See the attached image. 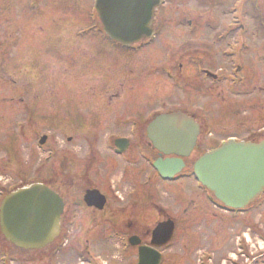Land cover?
<instances>
[{
	"label": "rangeland",
	"instance_id": "1",
	"mask_svg": "<svg viewBox=\"0 0 264 264\" xmlns=\"http://www.w3.org/2000/svg\"><path fill=\"white\" fill-rule=\"evenodd\" d=\"M92 1L0 0V184L4 183L7 190L18 187L20 181L24 185L16 162H7L1 145L6 142V134H18V112L26 110L27 123L22 132L25 139L21 141L22 148L20 144L17 146L34 156L32 159L30 157L26 185L40 181L53 189H59L65 195L66 202L81 203L79 210H76V224L82 226L85 219H92L89 228L93 230L82 236V244L65 233L64 239L69 237L60 252L62 254L52 257L50 253L55 244L46 247L45 251L33 253L14 248L0 234V264H77V258L85 254V249V259L92 264H135V250L124 251L115 241L116 220L124 215L112 221L111 229L110 225L101 224L103 219L100 215H89L84 210L82 196L85 190L93 187L108 196L112 206L129 207L134 201L136 215L142 214L140 223L132 229L137 234L151 232L158 220L157 209L164 210L175 221L174 239L164 249L163 264H200V259H205L206 264H220V260L228 254L229 257L237 255L240 258L239 253H243L245 248L238 252L236 244L237 237L242 238L243 235L244 239L250 238L246 245L256 258L255 264H264V224L263 227L250 225L245 229L235 227L236 235L233 238L234 226L221 222L223 213L214 208L209 196L203 194L191 171L193 162L207 148H215L214 144L230 136L243 138L247 117L250 115L256 120L255 111H246L248 98L241 90L238 93L230 91L229 87L238 88L239 85L231 87L226 81L216 82L211 87L210 82H204L198 88L194 81H188L183 86V92L176 89L179 87H174L163 74L165 68L176 71L177 64L184 62L183 57L204 70L225 74L233 62L230 66L232 73L234 64L241 63L250 73H262L261 85L264 86V35L255 25V22L260 25V14L264 12L261 3L264 6V0H163L164 4L156 12L157 40L137 56L124 50L116 51L107 43L104 45L100 42L102 38H95L93 32L79 35L80 31L95 26L92 7V16L88 13ZM198 15L201 16V22L195 21ZM191 16L195 21L193 35L189 34L190 29L185 24ZM188 23H193V20ZM230 25H234L236 30L228 35ZM241 25L245 31L240 30ZM238 30L240 32H236ZM9 32L12 34L9 44L16 41L14 38L19 35L23 37L25 34L26 40L22 44L15 43L18 49L12 48L10 54L6 55L4 50L2 52V46ZM50 35L55 36L57 41L53 38V41L50 39L43 43L44 36L49 38ZM31 36L36 39L33 46L27 45L31 42ZM54 44L58 45L59 74H69L65 77L58 75V86L64 78L68 79L66 86L72 88V95L76 94L72 98L74 101L65 103L64 97L52 93L51 87L36 85L38 90L28 87L26 94H22L20 105L17 101L9 106L3 105L1 101L4 97L19 93V76H32L26 66L29 63L25 60L27 52H35L34 63H39L36 57L42 54L36 55L44 53L45 48ZM166 53L171 55L170 63L165 61ZM71 61L73 69L69 66ZM193 64V69L189 70L195 72L198 68ZM147 65L156 68L148 75L159 80L160 86L157 88L154 79L145 77L143 86L132 90L137 85L133 82L137 77L130 73L135 74ZM13 79L16 82H12ZM119 83L123 86L120 87ZM66 90L59 87L58 94L62 95L60 93ZM118 91H121L122 98L126 97L125 102L122 99L117 103L112 101V95ZM19 94L16 96L18 101ZM254 95L250 103L258 101L256 99L264 100V94L256 98ZM130 96L132 102L126 101ZM87 100L89 110L84 111L87 103L83 101ZM102 105L105 107V117L99 112ZM78 106L80 109L76 110ZM250 108L256 107L250 105ZM171 111H185L195 116L202 122L205 131L183 173L185 177L174 181H163L156 177L149 168L153 158H144L149 157L144 135L140 139V135L128 134L134 140L133 147L125 156H115L114 141L123 137L126 129L131 127L132 120L129 119L137 118L134 120L148 124V116ZM77 116L88 121L90 129L87 133L77 132L75 137L73 131H67V128L77 124ZM116 119L120 120L118 124L122 126L121 131H118ZM31 126L37 127L41 134L47 136L46 146H38L39 138L31 135ZM68 137H72L71 141ZM16 153L19 154L18 151ZM35 165V168L40 169L37 177L30 176ZM62 165L65 167L62 168ZM112 212L118 216L120 211L114 209ZM202 213L205 215L200 220ZM251 216L252 222L256 223L259 216ZM203 220H206L205 224H201ZM121 245L124 246V243ZM251 262L250 259L248 263Z\"/></svg>",
	"mask_w": 264,
	"mask_h": 264
},
{
	"label": "water",
	"instance_id": "2",
	"mask_svg": "<svg viewBox=\"0 0 264 264\" xmlns=\"http://www.w3.org/2000/svg\"><path fill=\"white\" fill-rule=\"evenodd\" d=\"M161 0H97L95 9L103 30L112 40L129 46L152 35L156 9ZM199 127L193 119L176 113L158 116L147 127V138L160 155H175L179 159L157 160L159 175L171 180L183 168L180 158L192 153ZM43 138L40 144H44ZM117 153L128 148L126 140L115 142ZM198 181L225 206L240 209L251 202L264 187V143L247 145L231 142L220 150L204 155L194 165ZM89 207L102 209L104 199L97 191H87L84 197ZM63 203L44 185L34 184L4 198L0 206V229L5 239L23 250H39L54 241L59 234ZM169 222L159 225L151 242L153 247L167 244L172 237ZM140 244L137 238L131 246ZM138 264H159L160 254L151 247H139Z\"/></svg>",
	"mask_w": 264,
	"mask_h": 264
},
{
	"label": "flooded vegetation",
	"instance_id": "3",
	"mask_svg": "<svg viewBox=\"0 0 264 264\" xmlns=\"http://www.w3.org/2000/svg\"><path fill=\"white\" fill-rule=\"evenodd\" d=\"M52 1L53 0H51V2ZM261 7H262V9L264 11L263 3L261 5ZM191 18H194V17L191 16ZM195 18L196 19L198 18L197 20H195L196 22L197 21L201 22L200 21L201 20V16L198 15ZM259 23H260V25L255 22V25L257 24L258 29H260L261 33L264 35V12H262L260 14ZM232 31H233V29H230L228 31V33H229L228 35H230V33ZM90 33H91L90 30L86 29L85 31H80L79 35L83 36V35H88ZM194 33L195 32H192L190 34L193 35ZM8 35H9V37H7L8 39L5 38L6 42L3 43V46H2V52L4 50L3 53L6 54V55H9L10 52L14 48H15V50L18 49V44H22V42L24 40H26V35L25 34L23 35V37H22V35L21 36L19 35L17 38H14V39H17L16 41L12 42V44H9V39L12 38V34L9 32ZM43 35H44V33H43ZM93 35H95V38L101 37L102 39L100 40V42L103 43L104 45L107 43V44L111 45V47L113 46L114 50H116V51L120 50V52H122L124 50L127 53H129L131 55H135V56H137L139 53H141V51L146 50L148 47H150L152 45L151 43L148 46H144L143 44H140V45H137V46H134V47H130V48H123L122 46H119V45H117V44H115V43H113L111 41L108 42L107 37L105 36L103 31L100 30V28H99L98 31H93ZM45 37L46 36H44V42L43 43H47L50 39L53 41V38H55L56 41H57V38L55 36L51 37V35H50L49 38H45ZM35 40H36L35 37L31 36V42H28L27 45H30V46L35 45ZM155 40H156V38H155ZM155 40L153 42H155ZM263 41H264V36H263ZM15 43H18V44L16 45ZM57 48H58V45L54 44L53 46H48L47 48H45V52L44 53L37 54L36 56H39V55L42 54L41 56H39V58L36 57V59L39 61V63H34V59H33L34 54L33 53H35V52H27V54L25 56V60H26V62H29V63H26V66L29 67V75H32L33 77L32 76L29 77L28 75L21 74L19 76V78H18V81L20 82V85L18 86V92L20 94L17 93V94H19V101L17 100V97H16L17 94H15V95H13V97H4L2 99V101H1L3 103V105H8L9 106L10 104H13V103L15 104V101H17V104L20 105L21 102L23 101V99L21 98L22 94H26L28 87H31V88L35 89L36 85L40 86L41 88H43V87L44 88L51 87L52 88V93L55 92L58 96H63L64 99H65V103L67 101H71V102L74 101L72 98H73V96L76 97V94L72 95L71 93H74V91L72 90V88H69L68 86H66V83H67L68 79L64 78L62 80V84L60 86H58V83H57V81H59L58 80L59 79L58 75L59 76L61 75V76H64V77L69 75V74H67L65 72H63V73L60 72V74H59V67H57V65H58V58H57V50L58 49ZM33 49L34 48L32 47V50ZM98 51H100V49H98ZM21 56H22V54H21ZM183 60H184V62L177 64V70L176 71L171 70V68H165L163 70L164 77L167 80H169L174 87H179V88H176V89L182 90L183 92H184L183 86L188 81H190V82L194 81L195 85L198 86V88H200L202 83L210 82V80H211L212 82H214V83H212V82L209 83L210 86L212 87L216 82H217L216 84H219L220 82H226L225 81L226 77H231V79H233L235 81V84L231 83V82H226V83L230 84L231 87H235L237 85H239V87L238 88H230L229 87L230 91L232 93L233 92L238 93L240 90L243 92L244 96L246 98H248V103H247L248 108H247L246 111H255V119H256V120H253V118H250V115H248V117L246 116L247 120L245 122V129H244V134L245 135H244V137L240 138V139H234V138H231V139H234L237 142H244V143H247V144H260L261 142H264V100L262 101L261 99H256L258 101L252 102V103H250V101H249V100H251V97L254 94H255L254 95L255 98L264 94V86L261 85L262 76H263L262 73H259V72L258 73H250V72H248V70H245L244 67L241 64H238V65L235 66V69H234L233 73L230 71V66H231L230 65L229 68L227 69V74L218 73L217 71H215V72H211V74H212V76H211V75H208L207 73H205L207 70H203L202 68H199V70H195V72L194 71H190L189 70L190 68L193 69L192 64H190V62L185 60L184 57H183ZM167 63H170V62H167ZM70 64H71V65H69L70 68L73 69L72 61L70 62ZM155 69L156 68H154L153 66L147 65V66H144L143 68L139 69V71H137L135 74H133V72H132V74L130 73L131 76H136L137 77V79L133 81L137 85H134L131 89L135 90L136 87L143 86V82L145 80V77H147V78L150 77V78L154 79L155 82H156V86L158 88L160 86L159 85L160 81L156 80V78H154V76L148 75V72H154ZM26 71H25V73H26ZM208 72H210V71H208ZM192 75L194 76L193 79L191 78ZM12 82H16V80L13 79ZM119 86L122 87L123 84L119 83ZM59 87L63 88L64 90H66V89L67 90L62 92V93H60L62 95H59L58 94ZM64 87H66V88H64ZM36 89L38 90L37 87H36ZM120 92L117 93V94L112 95V98H113L112 101H114L115 103L121 101V99H122V101L125 102V98L126 97L122 98V94H120ZM135 96L137 97L138 95H135ZM83 97L89 98V96H83ZM80 98H82V96ZM132 100H133V98H132V96H130L126 101L132 102ZM83 102L87 103L85 105V107H84V111L89 110L88 109V107L90 106L89 101L87 100V101H83ZM76 103H78V102H76ZM110 105H111V103H110ZM250 105H252V107H256V108L251 109ZM78 107L76 108V110L80 109V107L79 108ZM99 112L102 114V116L105 117L106 111H105V107L103 105L101 107H99ZM27 113L28 112L26 110L18 112V114H20L19 115V124H18L19 125L18 134H15V133L6 134V137H5L6 142L3 143V145H1V149H3V152H5V155L7 157V162L8 163H11L12 161L16 162L17 168L20 171L19 172V177L23 179L24 184L26 183L27 170L31 166V165H29L30 161L34 157L33 155L30 154V151H28L26 149L24 151H22L21 149H18L19 147H17L20 144V148H22L21 147V141H22V139H25V135H23L22 132H23V128L26 126V123H27V119H26L27 118ZM244 113L247 114V112H244ZM79 114L81 115L82 113L79 111ZM189 116H191V115H189ZM82 118H83L82 116H77L76 122H75L77 124H72L71 125L72 127H68L67 128V131H73L72 135L75 136V137H77L75 135V134H77V132L87 133V131L90 129V128H88V125H89L88 121H84V119H82ZM149 118H151V117H149ZM149 118H147V119L149 120ZM153 118H151V120ZM71 119L73 120L74 118H71ZM194 119L200 125V132H199V136H198V139H197V144H196V147H195L193 153L196 152V150H197L196 148H197L198 142L200 141L201 136H203V134L205 133L202 122L196 117H194ZM119 121L120 120L116 119V124L118 125V131H121L122 130V126L118 124ZM98 122L101 123L100 121H98ZM149 122H151V121H149ZM138 124L139 125L136 126V127H129L128 129L125 128L127 130V132L125 133L127 136H124V137H121V138L129 139L130 142H129L128 150L125 151L124 153H122L121 156H125L131 150V148L133 147V144H134V140L132 141L130 139V137L128 136V134H138V135H140V139H142L141 135H144L143 138L146 137L145 136L146 135V129H147L146 127H147L148 124L145 123V122H143V123L142 122H138ZM73 125H75V126H73ZM29 129L31 131V135L32 134L35 135L34 137H36V136L38 138L42 137V134H41V132H39L37 130V127L31 126V127H29ZM71 139H72V137H68L69 141H71ZM227 140H229V139H227ZM135 141H137V139H135ZM46 144H47V141H46L44 146H46ZM146 145L149 148V153H148L149 157H148V159L152 160V158H153V162L158 160V159L166 160L167 158H175V156L166 157L164 155H160L156 150H154L153 146L148 141H147ZM214 146H216V147L213 148V149L207 148V150L202 152L198 156V158H200L203 154L207 153L208 151L217 149L219 147L218 143L214 144ZM16 151H18L19 154L16 153ZM193 153H192V155H193ZM192 155L188 159H184L183 160L185 167H184V169H182V171L179 172V174L177 175V179L185 177L183 175V173L187 170V167L189 165L190 159L192 158ZM54 156H55V154H54ZM30 157H31V159H30ZM35 167H36V165L34 166V169L31 170L32 172L30 173V176L37 177V176L40 175V169H37ZM63 167H65V166L62 165V168ZM149 168H150V166H149ZM151 168H153V167L151 166ZM155 175H156V173H155ZM156 177H158V176L156 175ZM21 185H23V183L20 181L18 186H21ZM0 188H1V190H0V200H1V197L2 196L4 197L6 194H8L10 192V190H7L5 188L4 183H2V186H0ZM16 188H18V187L16 186L15 188H13V190L16 189ZM10 189L12 190V188H10ZM53 190L63 200V202H64V212H63L62 217H61L60 234H59L58 238L52 244V245L55 244V247H54L52 253H50L51 257L55 256V255L58 256V255L62 254L60 252L62 251V249L64 248L65 244L67 243V241H68L67 239H68L69 236H73L75 240L77 239L76 241H79V243L82 244L83 243L82 236L85 235V233H87L88 231H90V232L93 231V230H91L89 228V225H90L89 223L92 222V219H90V220L89 219H85L84 220L85 222L83 223L82 226L80 224L79 225L76 224V221H77L76 220L77 219L76 210H79L81 203L74 202V201L66 202L65 195L61 194L59 189H53ZM202 191H203V194L209 196V199H211L214 203H216V202H217L216 204H220L221 203V202H219L217 200L214 192H209L205 188H202ZM135 208H136V206L134 204V201L131 202L129 207L122 208V207L112 206V203H110V200L107 197V202H106V205H105L104 209L98 211V210H96L94 208H91V209L85 208L84 210L86 212L88 211L89 215H92V214L93 215H100L101 218L103 219V221L101 223L102 225H105V224L110 225L114 219L116 220V218L119 217L120 215H124V217L121 218L120 220H116V224H115V227H114L115 232H116L115 241L117 242V244H119L121 246V248L124 251H127L128 249L131 250V251L135 250L136 258H137L136 262H137V260H138V254H137L138 253V248L130 247L128 245L129 239L131 237H137L139 239V241H140V246H147V247L150 246V242H151V239H152L151 233H152L153 229L155 228V226L158 223H160V222L169 220V218H171V217L168 216L161 209H157L158 220H157L156 225L154 226V228L151 230V232H148L146 235H141L140 233H139L140 234L139 235V234L133 232V230H132L134 228L135 224L137 226V223H140V218L142 216V214L136 215V211L134 210ZM214 208L216 210H218L220 213H223L224 216L221 218V222L223 224L227 223L230 226H234V227H232L233 230H234L233 231L234 235H231L234 238L235 235H236L235 227H236V229L239 228V227H242V228L245 229L246 227H248L250 225H252L254 227L255 226L263 227L262 223L264 224V222H263V220H264V190H262L261 193H259L256 196V198L253 201L249 202L243 209L232 210V209L226 208L224 206L219 207L218 205H215V204H214ZM114 209H117L118 211H120L118 213V216L113 214L112 211ZM107 213L109 215H107ZM214 214L215 213H213V216H215ZM252 214H256V215L259 216L258 220L256 221V223L252 222V220H253V219H251V217H252L251 215ZM204 215H205V213H202L200 220L202 218H204L203 217ZM108 216H109V218L107 219L106 217H108ZM106 221H110V222H106ZM205 221L206 220H203L201 224H205ZM174 227L176 229L175 221H174ZM109 228L112 229V226L110 225ZM127 232H129V233H127ZM65 233L69 234V236L66 239H64V237H63L65 235ZM124 236L126 237V239H125ZM231 240L232 239H230V241ZM232 242H233V240H232ZM120 243L121 244L124 243L125 247L122 246ZM218 246L222 247L224 245H218ZM163 248H165V247H163ZM163 248H159L158 249V251L162 253V260H161L160 264H163V260H164L163 251H162ZM45 250H46V248L38 250V251H30V252L37 253V252H42V251H45ZM84 253L85 254H83L81 256L83 259H85V255L87 253L86 249L84 250ZM46 255H48L47 252H46ZM229 256L230 255L228 254L226 257H224V259L220 260L219 263L220 264H225V263L233 264L234 262L232 263V261L229 260ZM236 264H238V263L236 262Z\"/></svg>",
	"mask_w": 264,
	"mask_h": 264
}]
</instances>
